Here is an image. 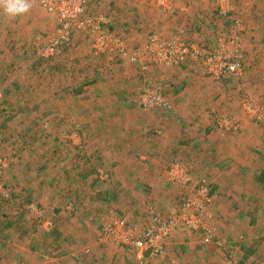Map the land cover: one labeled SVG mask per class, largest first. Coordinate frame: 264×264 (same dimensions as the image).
<instances>
[{"label":"rangeland","instance_id":"374dc122","mask_svg":"<svg viewBox=\"0 0 264 264\" xmlns=\"http://www.w3.org/2000/svg\"><path fill=\"white\" fill-rule=\"evenodd\" d=\"M144 1L149 4V2L153 0ZM212 2L214 12L216 7L215 0H212ZM29 3L31 5L29 11L16 18L7 16L3 8L0 7V95L3 96L6 95L7 92L13 91V95H15L13 97L19 96V99L21 98L20 96L24 94L26 97L30 95L31 99H38V95L40 96L43 94L40 97H46V99L49 100L53 98L50 92L53 93L54 90H57V87L61 84V79H66L65 76L58 75L59 72L58 74L54 73V69L57 67L62 69V67L64 68L65 66L70 70L74 67L76 69L75 71H80L82 66L84 68H89L94 62L100 65H102L103 62H101L102 58L99 59L92 55L89 37L84 33L76 35L71 44L65 48L63 56L57 57L59 59L56 58L57 60H55L54 63H49L50 60H45L42 55L49 41L56 33L57 20L42 8L38 0H30ZM126 3H132V5H134L133 3H142V0H89V12L103 13L109 17V19L111 18L110 24L112 22V32L129 40L131 38V35L129 38V34L137 33L140 29L149 28L145 27L146 23L143 24L142 21H138L137 24L139 26L135 25L134 22H136V20L131 19V24L134 25H131L128 30H121L119 20H117V18L114 19V17H120L118 16L119 13L116 12L122 9L123 5ZM156 10L158 13L160 12L157 8ZM176 11L177 6L175 5L174 14ZM252 11H255L254 14H256V19H264V0H241L239 4L236 5V13H234V15L241 20L244 19V24L246 21L252 26V23L248 20V17L252 15ZM32 18H37L38 20L32 21ZM51 19H53V21ZM30 20L32 22H30ZM247 30H249V27ZM122 33L127 35H123ZM147 37L141 38L143 42ZM143 42L137 41V43H141L139 46L142 45ZM137 43H134L133 46H136ZM129 44H131L130 41ZM133 46L132 48H134ZM84 47H89L90 51L83 58V54L81 52L78 53V50ZM251 49H253V52H251V55L249 53L250 58H252L250 62H252L254 66H259V68L253 69L246 61V57H244V76L238 81H231V87H227L226 90L221 89L222 87H220L218 83L210 80V78L205 75V72H202L203 69L200 67L183 65V67L185 66V68H183L185 72L181 71L182 75L180 78H184L185 82L184 86H180L179 88L181 92L184 91L182 94H191V89L194 85L196 92L192 94L206 97L205 101L207 108L205 111L208 112V117H206V115L204 117L201 115L200 119H198L200 128L205 129L204 136L202 137L204 139V141H202L203 144L199 147L195 144L189 146L186 144L180 145V148L176 150L171 158L162 161L158 166L151 164V160L153 158L156 159V156H152V158L150 155H145L142 152H139L136 156L133 154L132 158L141 162V168L145 167L148 173H152L155 170L151 177L153 178V190L152 192L148 191L149 195H151L150 197H145V194H143L142 197H145V199L140 197L137 199L135 194L130 191L128 195L124 194V198L122 199L127 208L125 213L118 211L114 212L115 208L120 209L119 206L121 203L124 204L123 202L119 204L117 202V204L112 207L113 211L107 209V213H103V216L99 217V220L96 221V217L90 221L88 220L87 222L96 223L99 227L98 241L103 226L114 218L120 217L127 219L134 227L138 228V233L143 234L148 223L149 211L154 210L157 205L160 207L159 209L161 211H159V209H155V211L160 213L164 218L174 215L176 211L174 209V203L181 202L184 192L181 187L171 184L168 185L167 179L168 172L173 163L179 162L180 160L182 164L189 169L191 175L195 179H208L213 184L214 189H216L218 196L232 204L235 203V199L233 195L232 198H229L230 194H226L227 187L228 184H231L230 178L235 179L237 182L239 177H227L228 171H232V168L237 167L239 161L245 159L251 166H247L248 168L250 167V173L244 176H251L248 178L252 179V181H256L257 174L254 172L255 168L252 167H260L261 162L264 163V125H262L264 122L257 123L250 119L247 114H245L243 106L246 101H251L256 104L264 114V39L253 45ZM67 59H71V62L74 60V63H66L65 61H67ZM186 67L193 69H188ZM174 68L177 69L179 67L170 69ZM73 71L74 70H72V72ZM72 72L69 74L70 76ZM145 79L150 80L148 77H145ZM189 80L192 82L190 83ZM144 81L141 83H144ZM179 81H181V79ZM179 81L177 78V83ZM28 88L30 89L29 93H25V90ZM59 89L61 90V88ZM60 90L57 91L59 92ZM58 92L56 93L58 94ZM221 97L224 101V103L221 104L223 106L222 108L221 105L215 103L216 100L221 99ZM68 99H70V97H68ZM2 100L3 98L0 100V109L4 105V101L2 102ZM65 100L64 102L62 101L63 103L59 106V112L62 114V117L55 119H28L26 118L28 117L27 115H23L22 118H16L7 124L8 129L13 133L7 137L3 136L5 137L3 144L0 141V157L11 159L12 164L0 177V198L12 199L13 195H15V199L16 197H20V199L23 200L26 198L30 201V204H36L40 209L47 211V218L55 221V227L56 229H61L60 237L64 240L68 239L70 236L83 239L91 235L87 234L86 231H83L81 236L76 234L77 226L74 225L80 223L85 224V222L81 220V213L79 212V205L75 192L82 189V187L80 188L81 184L79 182L84 183V185L87 183H89L88 185H92V177L101 184L106 183L111 186V183L107 182L111 180L109 177H114L113 169L110 165L103 163V159L100 158L102 156L101 152L104 151L105 144L109 140L111 141L112 137L102 133L103 131L97 128H101V126L104 125L103 123L100 125L98 118H94L93 120V118L85 114L81 116L82 113H78L84 105H88L84 97H76L73 102H65ZM136 104L139 107L137 102ZM34 105L38 106V102H35ZM77 106H79V108ZM18 107L19 106H16L14 110L18 109ZM71 107H73V112ZM219 107L220 109H218ZM7 109L9 108L7 107ZM211 109H216L218 112H212ZM34 111H36V109ZM223 115L229 117L238 124L237 131L226 132L216 125V117H221ZM128 119L132 121L133 118ZM209 119H213L214 122L212 123ZM5 120L6 119L0 115V121L4 123ZM107 121L108 120L105 122L107 123ZM34 125L38 133V136L34 137L35 139L30 135L36 133ZM54 130H58L59 132H52ZM91 145L102 147H99V151L92 153V151H90ZM250 145H252L251 148ZM8 148L10 149L8 150ZM86 166H89L88 171L86 170ZM40 167H45L43 172H41L42 174H40V171L38 172ZM28 169H30V172H28ZM84 174L87 177H85ZM56 177H62V180H64L61 182H67V185L71 183V185L75 187L73 190H71V186L67 187L65 194L63 193L61 196L59 195L60 198H56L60 199V202L57 203V200L55 204H53L51 201H53L54 194L57 192L60 193L58 189L61 186V183H57ZM244 178L247 179V177ZM87 180L89 182H87ZM135 184L136 180H134L131 185L133 190L136 187ZM147 187L149 188L150 186ZM156 188L159 191H157ZM231 190L235 194L238 193L236 189ZM140 194L142 193L140 192ZM156 198L161 201H158ZM162 198H165L164 201H162ZM171 198L172 200L175 198V201L173 200L174 203L173 201L171 202ZM166 199H169L170 202L166 203ZM18 201L13 200V206H17L16 208L22 213L25 210L26 212L23 219L18 223L16 211L14 209H9V215L11 214L10 217L16 215V218L13 217L12 219L15 224L14 230H11V233H7L9 231H7L6 227L0 228V264H42L40 259H38V254H42L48 249L52 250L54 246L50 244V241L56 236L44 235L45 230L43 229V223L37 221L33 215L27 212V207L30 204L25 205V208H20L19 206L25 202ZM217 201L220 203L223 202L221 198ZM218 202L216 204L214 200L211 207V213L214 215L213 228L217 237H223L220 233L218 234V231L219 228H221L223 230L222 232H226L227 220L224 213L218 208ZM71 203L75 205V211L73 210V212H69L67 208ZM53 207L56 208V211ZM68 227L74 230H70V233H68V231H66ZM259 228L263 227L260 226ZM181 231L183 230L180 227L176 228L167 240H174V243L182 242L183 237H185L187 233L185 234ZM6 235L7 238H4ZM191 235L189 236L190 239H198L201 241L196 234ZM57 236L59 237V235ZM240 242L241 241L235 244L234 248L237 245V247H239ZM99 243L107 245V247L113 250L114 254L110 256V264H113V262L118 264H138L134 247H129L124 244L116 245L108 242ZM181 246L183 247L185 245ZM168 247L169 245L164 246L165 251L161 256L150 258L149 264H157V262L165 256L166 252L167 254L170 252ZM207 249L209 252L207 255L215 252L218 253L215 247H207ZM229 251H231V249H228V252ZM53 252L54 251H51L50 254ZM89 252L92 253L91 250H89ZM174 252H176L175 248ZM59 253H55L53 256L55 257V255ZM174 254L175 253L171 252L170 255L166 256V258H168L166 259V264H199L198 260L188 259L187 261V259L181 258L180 256L173 257ZM245 254V249H243V251L241 249L236 257L242 261Z\"/></svg>","mask_w":264,"mask_h":264},{"label":"crops","instance_id":"0c3cea01","mask_svg":"<svg viewBox=\"0 0 264 264\" xmlns=\"http://www.w3.org/2000/svg\"><path fill=\"white\" fill-rule=\"evenodd\" d=\"M212 3V0H177L176 13L174 15H164L163 13L160 14L161 12L158 13L154 1H150L149 4H147L146 1L142 0V3L139 4H124L122 9L116 12L119 13L118 16L120 17H114V19L117 18V20H119L121 30H128L131 25L134 24L138 25V21L147 24H145V27L149 29H140L137 33L129 34V38L130 35L131 38L127 40L128 42L130 41L131 47L134 43H137V41L143 42V38L153 33H157L169 39L181 30H185L188 40L200 42L208 46H215L219 35H230L233 24L231 21L220 20L217 17L215 11L213 12ZM254 12L255 11H252V15L248 17L252 26L249 25V22L247 23L245 21L247 29L249 27V30L242 36V41L244 46V57H246V61L249 65L253 69H256L259 68V66H254L252 62H250L252 60L250 55L251 52H253L251 48L264 39V19H256V14H254ZM131 19H135L136 22L131 24ZM36 20L38 19L32 18V21ZM51 20L53 21V19ZM110 20L112 19L110 18ZM32 21L30 20V22ZM109 29L113 31L112 22ZM122 34L127 35L124 33ZM139 44L141 43H137V45L133 47H140L141 45L139 46ZM89 51V47H84L78 50V53L81 52L84 58ZM72 62L74 63V60ZM101 62H103L102 65L94 62L89 68H84L82 66V68H80V74L72 67V70H74L72 74L75 76L66 78L67 80L61 79V84L57 87V90H60L59 88H61V90L59 92L57 90H54L53 93L50 92L53 96L52 99L48 100L46 97L41 98L40 96L43 94L40 96L38 95V99H31L30 95L26 97L25 94L20 96V99L18 98L19 96L11 99L12 96H15L11 93L9 96L11 101L9 100V103L3 105L0 109V112L3 108H7L8 106H11V109H13L16 107L17 102H21L19 104L24 107L22 115H27L28 117L26 118L55 119L62 117V114L59 112V106L65 99V102H73L76 97H84L88 105H84L78 113H82L81 116L85 114L93 118V120L94 118H98L100 125H102V123L104 125H102L101 128H97L101 129V131H103L102 133L112 137L111 141L109 140L105 144L104 151H100L102 153L100 159H103V163L110 165L114 172V177H109L111 180L107 182L111 183V186L106 183L101 184L92 177V185H88L89 183L84 185V183L79 182L81 184L80 188L82 187V189L75 192L79 205V212L81 213V220L85 222V224L80 223L74 225L77 226L76 234L81 236L83 231H86L87 234L91 236L83 239L70 236L68 239L64 240L60 237L61 229L57 228L55 231L56 237H53L50 241V244L57 249H48V252L46 251L42 254H38V259H40L42 264H110V256L114 254L113 250L107 247V245L99 243V227L96 223L87 221L95 217L96 221L99 220V217H102L103 213H107V209L112 210V207L116 205L117 202L118 204L123 202L122 199L124 198V194L128 195L130 191L135 194L137 199H139V197L142 199L150 197L151 194L149 195L148 191L152 192L153 190V178L151 177L155 170L152 173H148L145 167L141 168V162L137 159H133V154L136 156V154L142 152L151 157L156 156L157 160L153 157V159L151 158V164L158 166L162 161L171 158L176 150L180 148V145L186 144L189 146L195 144L199 147L203 144L202 141H204L202 137L204 136L205 129L200 128L198 119H200L201 115H203V117L205 115L208 117V112L205 111L207 108L205 101L206 97L192 94L196 92L193 83V88L191 89L192 93L187 95L182 94L184 91L181 92L179 88L180 86H184L185 79L180 77L182 75L181 71L185 72L183 69L185 66L183 67L182 65L177 69H170L173 67L152 66L149 70L145 71L138 65L131 64L128 61L112 62L107 58H102ZM200 68L203 69L202 67ZM203 71L205 72L204 69L202 72ZM205 75H207L206 72ZM145 77H148L150 80H146ZM177 78L178 81L181 79L178 83ZM210 80L218 83L220 87H222L221 89L225 90L227 87H231V81H234L230 78L222 80L210 78ZM143 81L144 83H141ZM189 81L190 83L192 82L191 80ZM146 83H152L163 89L173 107L170 111L162 110L150 113L144 112L140 108V105L139 107L137 106L136 102L139 104L137 87ZM25 91V93H29L30 89L28 88ZM56 92H58V94ZM67 96L70 97V99H68ZM35 102H38V106L34 105ZM215 103L221 105L224 101L221 97V99L216 100ZM77 107L79 108V106ZM222 107L221 105V108ZM71 108L73 112V107ZM35 109L36 111H34ZM218 109H220V107ZM211 110L212 112H218L216 109ZM128 118H133L134 120L132 119V121H130ZM106 120H108L107 123L105 122ZM209 121H212V123L214 122L213 119H209ZM52 132L55 133L59 131L54 130ZM251 146L252 145H250V148ZM99 147L100 146L91 145L90 151L95 153L99 151L102 146ZM9 149L10 148H8V150ZM179 162L182 163L181 160ZM247 166H251V164L247 163L244 159L238 162L236 168L234 167L232 171L227 172V177H239L237 182L235 179L230 178L231 184H228L226 191V194H230L229 198H232V195L234 196V204L219 197L216 189H214L211 183L214 189L213 192L215 191L213 198L216 204L218 202L217 200L220 198L223 201L222 203L218 202V208L224 213L227 220L226 232H222L223 230L221 228H219L218 231V234L220 233L221 236H225L224 238L220 236V238L217 237L214 228L212 229L214 238L216 241H220L222 246L219 247L214 243H205L202 233L196 234L201 241L198 239H190L189 236L193 233L187 232L185 227H180L184 231H181L182 233H187L186 236L183 237V241L174 243V240H167L165 246L169 245L168 248L170 252L168 254L166 252L165 256H163L157 264H166V259H168L166 256L170 255L171 252L175 253L173 257L180 256L181 258L187 259V261L188 259L198 260L199 264H264V163L261 162L260 167H252L255 168L254 172L257 174L256 181H252V179L248 178L251 176H244L250 173V167L248 168ZM86 167L88 171L89 166ZM44 169L45 167H40L38 172L40 171V174H42L41 172H43ZM28 172H30V169H28ZM85 177L87 176L85 175ZM191 177L195 179L192 175ZM244 177H247V179ZM63 180L62 177H56L57 183H61V186L58 189L60 193L57 192L54 194L53 201H51L53 204H55L57 200V203L60 202V199L56 198H60L63 193L65 194L67 187L71 186V190L75 187L71 185V183L67 185V182H61ZM134 180H136V187L133 190L131 185ZM87 182L89 181L87 180ZM167 184L169 185L171 183L168 181ZM171 185L181 187L183 192H186V189L182 186L175 184ZM147 186L150 187L148 188ZM231 189H236L238 193H233ZM156 190L159 191L157 188ZM140 192L142 194H140ZM143 194H145V197H142ZM162 199V201H164L165 198ZM157 200L161 201L159 199ZM173 200L175 201V198H173ZM173 200L171 198V202ZM169 202L170 200L166 199V203ZM179 205L180 203H174V209L176 210L174 215L178 212ZM67 208L69 212L75 211V205L72 203L67 206ZM119 208L120 209L115 208L114 212L118 211L125 213L127 210L125 203H121ZM159 208L158 205L155 207V209ZM155 209L153 211H155ZM159 211L161 210L159 209ZM155 212L158 213L157 211ZM158 214L162 216L160 213ZM211 224L213 227V222ZM260 226L263 228H259ZM70 230L74 229L70 227L66 229L68 233H70ZM49 234L51 235V233H44V235L47 236ZM56 234L59 235V237ZM239 241H241L240 246L237 247V245V248H234V245ZM181 245L185 246L182 247ZM207 247H215L218 253L215 252L207 255L209 253ZM174 248L176 252H174ZM228 249H231V251L228 252ZM241 249L242 251L245 249L246 253L242 261L236 257ZM89 250H91L92 253H90ZM51 251L54 252L50 254ZM55 253H59L55 255L57 258L53 256ZM113 264L118 263L113 262Z\"/></svg>","mask_w":264,"mask_h":264},{"label":"built area","instance_id":"2783aa9c","mask_svg":"<svg viewBox=\"0 0 264 264\" xmlns=\"http://www.w3.org/2000/svg\"><path fill=\"white\" fill-rule=\"evenodd\" d=\"M38 1L57 20L56 33L42 55L45 60L60 57L73 38L84 33L89 37L92 55L99 59L128 61L145 71L152 66L180 67L191 64L202 67L215 80L230 78L238 81L244 76L242 36L247 31V26L234 16L236 5L241 0H215L217 17L233 24L230 35H219L215 46L188 40L185 30H181L169 39L153 33L143 45L136 48H132L125 38L109 29V17L103 13L89 12V0ZM153 1L161 13L174 14L177 0ZM137 92L139 105L145 111H170L173 108L159 86L152 83L142 84L137 87ZM243 108L250 119L257 123L264 122V114L256 104L246 101ZM215 122L226 132L238 130V124L229 117L218 116ZM11 162V159L0 157V177L11 166ZM168 181L186 189L175 215L164 218L150 210L143 234L138 233V228L127 219L114 218L103 226L99 242L134 247L138 264H149L150 258L161 256L167 239L179 227H185L189 233H202L205 243H214L221 247V242L216 241L212 231L211 207L214 192L211 182L206 178L193 179L189 170L180 162L171 166ZM27 212L43 223L45 232L51 233L55 229L54 222L46 216L47 211L36 204L28 205Z\"/></svg>","mask_w":264,"mask_h":264},{"label":"trees","instance_id":"16d2710c","mask_svg":"<svg viewBox=\"0 0 264 264\" xmlns=\"http://www.w3.org/2000/svg\"><path fill=\"white\" fill-rule=\"evenodd\" d=\"M65 52V51H64ZM63 56V54L60 56V57H62ZM57 59H59V58H57ZM56 58L55 59H52V60H50L49 61V63H54L55 62V60H57ZM71 59H67V61H65L66 63L67 62H71L70 61ZM72 63V62H71ZM52 65V64H51ZM76 70V69H75ZM54 73H57L58 74V72H59V74L58 75H62V76H65L66 78L67 77H69L70 75V73L72 72V70H70L69 68H66L65 66H64V68L62 67V69L61 68H56V69H54V71H53ZM68 72V73H67ZM78 74H80L81 73V70L79 71V70H77L76 71ZM67 75V76H66ZM69 75V76H68ZM77 75V74H76ZM71 76L72 77H74L75 75L74 74H71ZM70 76V77H71ZM57 77H59V76H57ZM11 93H13V91H10V92H7L6 93V95H3L2 96V98H3V100H2V102L4 101V105L5 104H8L9 103V100L11 101V99H13V96L11 97V99H10V94ZM18 103V104H17ZM16 103V106H19L18 107V109H15L14 110V108L13 109H11V106H8V108L10 109H7V108H3L2 110H1V112H0V115H2V117H4V119H6L5 121H4V123L3 122H1L0 121V141L2 142V144H3V140H4V138L5 137H3V136H8V135H12V131H10V129H8V127H7V124L9 123V122H12V120H14V119H16V118H22V116L24 115H22V113H23V109H24V107L21 105V104H19V103H21V102H17ZM7 107V106H6ZM22 115V116H21ZM35 129H36V126H35ZM30 135H32V137H33V139H35L34 137H37L38 136V133H37V129H36V133H33V134H30ZM13 136H14V134H13ZM32 139V140H33ZM40 139V138H39ZM37 140V139H36ZM38 141H40V140H38ZM2 144H1V146H2ZM7 146H9V145H7ZM13 198L11 199H4V198H0V228L2 229L3 227H6L7 228V231H9V232H7V233H11L12 231L11 230H14L13 228H14V224L15 223H13V221H12V219H13V217H15L16 218V215H14V216H12V217H10V215H9V209L11 210V209H14L15 211H16V213H17V221H18V223H19V221L20 220H22L23 219V216H24V214H25V212H26V210L25 211H23V213L22 212H20L16 207H15V205L13 206V200H19L20 199V197H16V199H15V195H13L12 196ZM20 201H24L25 203L24 204H21L19 207L21 208V207H24L25 208V205H27V204H30V201L28 200V199H20L18 202H20ZM20 213H22V214H20ZM54 222V221H53ZM55 224V223H54ZM55 231H56V227H55V229L53 230V232H51V235H55ZM50 235V234H49ZM48 235V236H49ZM57 235V234H56ZM4 238H7V235L4 237ZM5 240H7V239H5Z\"/></svg>","mask_w":264,"mask_h":264},{"label":"clouds","instance_id":"9594fccd","mask_svg":"<svg viewBox=\"0 0 264 264\" xmlns=\"http://www.w3.org/2000/svg\"><path fill=\"white\" fill-rule=\"evenodd\" d=\"M0 7L10 18H16L29 11L31 5L29 0H0Z\"/></svg>","mask_w":264,"mask_h":264}]
</instances>
